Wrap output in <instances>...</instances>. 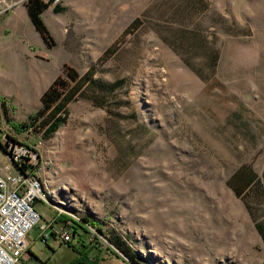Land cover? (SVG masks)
Instances as JSON below:
<instances>
[{
  "label": "rangeland",
  "instance_id": "1",
  "mask_svg": "<svg viewBox=\"0 0 264 264\" xmlns=\"http://www.w3.org/2000/svg\"><path fill=\"white\" fill-rule=\"evenodd\" d=\"M26 1L0 0V127L39 149L51 199L141 264H261L264 0H54L52 46ZM64 66L93 77L45 138L29 117ZM243 165L259 183L237 196ZM81 233L101 263L131 264ZM69 246L43 245L44 264H68Z\"/></svg>",
  "mask_w": 264,
  "mask_h": 264
},
{
  "label": "built area",
  "instance_id": "2",
  "mask_svg": "<svg viewBox=\"0 0 264 264\" xmlns=\"http://www.w3.org/2000/svg\"><path fill=\"white\" fill-rule=\"evenodd\" d=\"M1 130L0 127V146L5 148L6 163L0 167V264H24L22 257L31 247L29 234L34 228L38 230V239L43 242L54 236L61 243L68 244L73 237L70 228L77 222L86 231H91L94 238L107 241L90 221L69 211L67 205L54 202L50 191L45 192L48 181L43 167L48 163L43 161L39 149L15 136L9 137ZM38 200L67 219L60 224L50 218L43 219L42 213L34 206ZM107 244L116 250L112 244Z\"/></svg>",
  "mask_w": 264,
  "mask_h": 264
},
{
  "label": "trees",
  "instance_id": "3",
  "mask_svg": "<svg viewBox=\"0 0 264 264\" xmlns=\"http://www.w3.org/2000/svg\"><path fill=\"white\" fill-rule=\"evenodd\" d=\"M53 2L54 0H27L25 2L26 11L31 23L48 46H52L53 41L43 21L42 13L47 7L53 4ZM53 9L59 12L62 10V7L56 3ZM137 22L136 19L132 24L135 25ZM210 59L212 66H214L218 59L217 54H210ZM92 77L93 69L91 68L85 74L80 75L74 68L64 66L62 72L58 74L42 92L40 96V106L33 115H30L29 120L31 123L29 124L33 125V122L36 121L37 125L35 123V129L40 131L45 138L50 137L66 122L68 118V104L79 96H83L82 87L91 82ZM12 126H14L18 132L28 128L27 124H14ZM255 182L259 183V181L256 180V173L249 165L239 167L227 180L228 186L237 196H241L244 191L252 188ZM61 215L64 217V214ZM83 220L91 222L87 217H83ZM91 223L93 224V222ZM76 224L81 226V224L77 222ZM256 227L264 242V223H258ZM98 231L101 232L99 228ZM102 234L106 237L105 233L102 232ZM106 240L118 250V253H120L119 255L122 254V256L126 258L125 260L131 264H141L129 253V248L126 247L124 241H122L120 237H106ZM108 247L110 248V246H107V248ZM261 264H264V260Z\"/></svg>",
  "mask_w": 264,
  "mask_h": 264
},
{
  "label": "crops",
  "instance_id": "4",
  "mask_svg": "<svg viewBox=\"0 0 264 264\" xmlns=\"http://www.w3.org/2000/svg\"><path fill=\"white\" fill-rule=\"evenodd\" d=\"M47 86H45V88L41 91L38 99H40L42 92L47 88ZM5 163H6L5 155L3 151L0 149V167ZM34 206L37 210H39L42 213L43 219L50 218L54 221V223L57 224H60L63 222V220L67 219L65 215L63 217L61 214L57 212V210L46 205L44 202L36 201L34 203ZM80 230L84 231V228L82 225L81 226L77 225L76 222H74L72 227L70 228L73 237L70 242L72 243V246L69 247L72 249L74 253L73 256L71 257V260H69L70 262H68V264H104L101 263V261L103 260L102 262H105L104 259L105 250H103L102 247L100 248L97 245H94L93 243H90L88 245L85 244L84 233L77 235V233L80 232ZM76 236L78 239H75ZM29 238L32 243L28 253L22 257V262L24 264H44L45 261H43L44 258L42 257H45L48 251L45 250L42 246L45 245L46 247L49 248V246L53 247V245L57 242L60 243V241L57 238H54V236L50 237L46 242H42L41 240L38 239L37 228H34L30 232ZM37 244H41L42 246L36 248Z\"/></svg>",
  "mask_w": 264,
  "mask_h": 264
},
{
  "label": "water",
  "instance_id": "5",
  "mask_svg": "<svg viewBox=\"0 0 264 264\" xmlns=\"http://www.w3.org/2000/svg\"><path fill=\"white\" fill-rule=\"evenodd\" d=\"M0 149L3 151V153H4V155H5V148H3L2 145H1V146H0ZM124 259H126V258L124 257Z\"/></svg>",
  "mask_w": 264,
  "mask_h": 264
},
{
  "label": "bare ground",
  "instance_id": "6",
  "mask_svg": "<svg viewBox=\"0 0 264 264\" xmlns=\"http://www.w3.org/2000/svg\"><path fill=\"white\" fill-rule=\"evenodd\" d=\"M230 200V199H229ZM233 200V199H232ZM234 202V201H233ZM238 206V205H237ZM239 209V208H238ZM240 210V209H239Z\"/></svg>",
  "mask_w": 264,
  "mask_h": 264
}]
</instances>
